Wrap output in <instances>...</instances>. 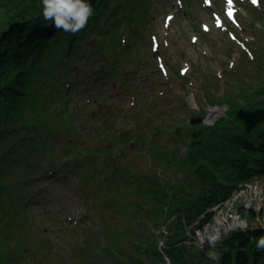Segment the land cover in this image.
I'll list each match as a JSON object with an SVG mask.
<instances>
[{
  "label": "trees",
  "instance_id": "trees-1",
  "mask_svg": "<svg viewBox=\"0 0 264 264\" xmlns=\"http://www.w3.org/2000/svg\"><path fill=\"white\" fill-rule=\"evenodd\" d=\"M89 2L94 9L92 26L71 37L64 33H44L42 0H0V237L6 241L11 220L7 212L11 206L27 208L32 203L40 206L48 195L41 191L52 185V181L63 185L67 197L77 194L84 202L83 182L92 181L96 175L94 170L88 173L83 168L84 163L73 160L81 148L86 149L84 139L88 140L91 152L99 151L91 150L93 145L88 132L93 127H87L83 115L87 99L97 102L98 107L106 105L109 114L105 118L106 126L94 143L97 144L101 136L111 139L114 145L123 143L116 125L121 101L105 97L109 88L125 102L128 95H134L142 114L134 119L135 124L147 129L172 126L174 134L187 140L186 154L139 144L136 148L152 155L153 161L161 158L164 163L161 169L172 176L189 170V162L197 178L195 187L188 189L176 182L155 180L152 183L150 165L147 171L118 166L120 172L127 175V183L125 177L121 178L123 184L126 183L125 188L131 187L134 195H138L140 202L136 204L138 212L133 222L142 223V227L138 226L133 234H129L130 224L122 229L116 240L117 253L123 257L122 264H164L154 232L174 216L181 227L173 229L172 236L165 241L164 251L172 264H185L182 257L188 251L180 245L184 225L226 197L239 180L264 175V84L220 98L213 94L212 101L205 96L206 106L220 102L227 105L223 115L212 124L202 121L204 107L195 112L184 100L180 102L186 103L183 110L189 121L176 119L166 110L160 111L159 103L143 99L149 94L146 86L154 83L153 71L142 63L135 64L148 75L142 80V86H137L133 81L137 70L123 62L132 48L126 40L131 28H136L131 7L139 5L138 0ZM117 8H121L125 20L117 19ZM141 76L143 73L137 78ZM194 145L199 147V157L194 155ZM49 171H54V175L47 180ZM13 179L18 180L17 183H13ZM132 181L139 186L132 188ZM129 199L120 197L123 202ZM81 231L83 237H67L71 241L64 243L72 260L114 264L100 245H94L104 237H89L87 229ZM69 232H77V229L71 228ZM261 232L258 229L236 231L225 237L216 249L222 253L219 264H264V251H258L256 244L253 246L250 241ZM40 244L44 249L50 247L48 240ZM196 256L198 260L194 264H203V257Z\"/></svg>",
  "mask_w": 264,
  "mask_h": 264
},
{
  "label": "rangeland",
  "instance_id": "rangeland-1",
  "mask_svg": "<svg viewBox=\"0 0 264 264\" xmlns=\"http://www.w3.org/2000/svg\"><path fill=\"white\" fill-rule=\"evenodd\" d=\"M160 2L161 0H152L149 7L151 8V13H154L152 18L154 20L157 18V21L155 23L156 28L162 30L163 32L169 33H173L176 30L177 32H183L187 35L184 27L185 23L181 22L180 20H177L175 22L174 26L176 28L170 26L169 29L165 30L161 23V17L163 15H161L158 6ZM186 2L190 14V23L194 24L195 19L192 12L194 10H197L195 0H186ZM197 12L199 13V11ZM238 14L241 16L246 15V12L243 10L242 6H239ZM209 15L210 13L208 12L206 18H208ZM259 22H261L262 25H259ZM263 25V21L256 19V26L254 28L259 33L258 38H260L262 42L264 40ZM214 30V28H211L210 31ZM239 38L247 44V41H252L253 35L252 33H250L246 37L242 36ZM180 45H182L183 49L187 53H190L192 55V61L186 62L188 65L191 66L190 69L187 71V77L189 78L188 80H191L192 85L189 86L187 82H183L173 75L164 76L163 82L160 85V89L156 90L157 96L154 98L160 104L169 101V99L165 100V98L168 97L169 92H178V94H180L179 96L184 94L185 100L193 109H199L201 105L205 107V115L202 121L206 124H212L218 117L223 115L227 105L225 103L220 102L218 105L215 106H206L205 99H202V95H205V91L207 93L206 97L208 98V100L212 101L213 94L218 97H221L224 95V93H238L244 88H253L264 84L261 83L264 82V46L260 44L258 45L256 42H253L252 46L248 47V52L246 53L247 59L250 62H248L243 57L242 50H237L240 49L237 46H235L234 52L229 57H225V55L221 54V51L223 50L221 44V47L219 46L215 48V50H212L210 52L207 51V53L203 57H201L193 54L191 45L187 43L183 34L180 38ZM170 52H174V47H171ZM223 68L229 71H226ZM247 77L248 79H245ZM165 89H167L169 92ZM183 89L185 90V93L181 92ZM202 89H204L205 91L202 92ZM95 109L96 108L94 107L92 111L93 114L95 113ZM123 111L127 115L130 114V111L128 109H125ZM99 123H102V120L96 118L91 121L90 124L96 125ZM128 163L133 165H139L137 161L132 159H130ZM163 164L164 163L161 158H158L155 161H150L149 165L151 168V172H149V179L152 181V183L155 180L159 182H175L174 180L177 177H174L169 174V172L162 170L161 167ZM188 168L189 170L183 172V179L178 183L179 185H183L186 188L191 189L195 187L197 183V178L193 172V167L189 162ZM177 180L178 179H176V181ZM261 180H264V178H262ZM17 181L18 180L16 179L12 180L13 183H17ZM52 183L53 182H51V184ZM60 189L61 187L59 185L52 184L44 188L41 193L47 192L48 194L57 195ZM241 193L245 194V200L247 199L248 195V201L251 203V205L260 206L261 212L264 213V195L260 193V187L258 185H256L255 191H252L251 194H247L245 192ZM254 194L256 197H254ZM253 198H255V200H253ZM59 199L63 200L62 197H59ZM59 199L57 198L54 201L47 203L46 205H37L27 209V213H33L35 215V223L33 225V228L31 225V220L26 217L21 218L17 215V217L14 218L13 221L10 220L12 222L11 236L7 237L6 241H2V237H0V248L3 252L2 258L0 259V264H12L13 260H15L14 264H44L49 259L54 260V251L47 250L46 252L45 250H41L39 246H41L40 241L48 240L49 245L51 247H48L47 249L56 248L55 244L52 246L53 242L50 237L67 236V234L64 236L61 234L63 231L62 227L67 225L66 222L63 221L58 223L57 221V219L60 217L58 209L61 206V201ZM245 200L240 199L237 203L246 202ZM144 207H148V205L144 204ZM51 218L54 219V222H51ZM260 218H262V216H260ZM45 227H49L51 231L43 234H38V231L44 229ZM58 227H60L59 230L53 231L54 228ZM29 240H31V243H29ZM33 248H35V252L37 255L35 259H31L28 256L29 250ZM207 251H214V249L208 248ZM57 264L81 263L76 259H64L62 261L57 262Z\"/></svg>",
  "mask_w": 264,
  "mask_h": 264
},
{
  "label": "clouds",
  "instance_id": "clouds-1",
  "mask_svg": "<svg viewBox=\"0 0 264 264\" xmlns=\"http://www.w3.org/2000/svg\"><path fill=\"white\" fill-rule=\"evenodd\" d=\"M42 5L45 21H51L55 29L73 35L86 27L94 12L89 0H42ZM222 239L223 234L220 228L212 226L198 235L195 247L200 251H204L205 245L214 249ZM256 247L258 251H264V236L257 240ZM206 255L217 264L222 259V253L216 251H208Z\"/></svg>",
  "mask_w": 264,
  "mask_h": 264
},
{
  "label": "bare ground",
  "instance_id": "bare-ground-1",
  "mask_svg": "<svg viewBox=\"0 0 264 264\" xmlns=\"http://www.w3.org/2000/svg\"><path fill=\"white\" fill-rule=\"evenodd\" d=\"M122 14H123V12H122L121 8H117V10H116V16H117V19H119V21H122V20H125V19H126ZM209 16H211V14H210ZM92 20H93V18L89 19V21H88L86 27L83 29V31H86V28L92 26ZM239 32L242 33L245 37L248 36V35L251 33L250 28L246 29V28H244V27L241 28ZM242 42H243V46H244V48H247V47H249V46H250V47L252 46V43H249V41H247V44H246V42H244V41H242ZM236 46H237V45H236ZM237 47H238V46H237ZM237 50L240 51L241 49H237ZM221 54H222V55H225V54L223 53V50L221 51ZM181 92H182V93H185V90L183 89ZM183 95H184V94H183ZM149 97H150V98H154V96H149ZM202 97H203V95H202ZM179 98H180V96H179L178 92H177V93L175 92V93H173V102L167 97V98H165V100H166V99H169V101H166V102L163 103V104H160V103H159L157 106L160 108V111L166 110V113H169L170 115L174 116L176 119H178V118H184V115L180 112V110H179L178 107L180 106V107H182V108L184 109V108L186 107V103H185V102H180L181 100H180ZM181 103H182V104H181ZM155 104H157V103H155ZM174 106H176L177 108L174 109ZM134 107H135V105L132 106V108H134ZM204 108H205V107H204ZM103 111H107V112H108V109H107V108H102V110H100V113H102ZM132 112L135 113L136 110L134 109V110H132ZM123 113H124V112L120 109V113H118V114H123ZM118 114H117V115H118ZM186 117H187V116H186ZM187 118H188V117H187ZM116 125H118V124L116 123ZM154 128H155V129H160L159 126H155ZM140 132H141L142 134H146V135H148V138H151V142H152V143H155V142H156L157 139L155 138V136H154L152 133H151V134H148V132H147L146 130H141ZM176 132H177V130H176ZM137 133H138V132H137ZM137 133H135V134H137ZM170 133H172L171 130H168V131L163 130L162 133L159 135V138H160V140L162 141V145H165L164 140H165L166 138H169V137H170ZM184 135H185V137L187 136L186 133H185ZM181 138H183V137L179 136V139H181ZM133 139H134V138H133ZM129 140H130V139H129ZM192 141H193V140H191L190 142L192 143ZM136 142H137V141H136ZM136 142L131 141L130 144H135ZM145 143H146V142L144 141L143 144H145ZM167 148L169 149V151L172 150L173 152L177 150L176 148H175V149H172L171 146H168ZM198 148H199V147H198L197 145H194V146H193L194 155H195L196 157H199V155H198V153H199ZM131 150H132L134 153H136V150H135L134 148H131ZM151 152H152L153 154H156V155L160 156V153L155 152V150H152ZM261 177L264 178V175L261 174ZM179 180H180V179H178L177 181H175L178 185H179L178 182H180ZM181 180H182V178H181ZM256 183H257V185L260 187V193H261L262 195H264V186H263V185H264V180L257 179V180H256ZM238 185L241 187V189H244V188H243V185H242L241 183H239ZM229 191H230V192H228V195H232L231 190H229ZM251 192H252V191H251ZM244 195H245L244 193L236 192V193L234 194L232 200L226 204L227 206H229L228 208L231 209V208L234 206V203H235L236 201L240 200V199L245 200V196H244ZM254 197H256L255 194H254ZM132 198H134L135 201H136V203L139 204L140 201H139L136 197L132 196ZM245 201H246V200H245ZM245 203H246V202H245ZM125 208H126V210H128V208H127L126 206H125ZM223 208H225V207H223ZM250 211H251V210L249 209V211H246V212H245V214H246L247 217H248V214H249L250 217L252 216V213H251ZM250 213H251V214H250ZM203 214H204V212H203L201 215H203ZM239 215H240V213H239ZM151 217L153 218V213H151ZM235 217H237V216H235ZM208 219H210V221H211V225L214 226V225H215V222L212 221V219H211L210 211H209V214H208V217H207V218H204V217H202V216H200V215H197V217H195V219L192 221L191 224H192V226H193V229L197 232L198 235H199V234H202V233L205 231V230L203 229V226H204V224L207 222ZM222 219H223V220H220V219L217 220L216 226L219 227V228H221L222 231H223V233H228V231H227V230H224L222 227H224V223H225V224H229V225L233 224V220H232L231 217H229V216H227V215L223 216ZM263 219H264V213H263ZM170 220L172 221V223H173L174 225H176L177 222H178V221H176V219H175L174 217H172ZM223 221H224V222H223ZM245 222H246V221L242 219L241 221L238 222V224H244ZM90 224L93 225V222H91ZM250 224L253 225V224H255V222H250ZM74 225H75V224H74ZM124 225H125V227H127V224H124ZM69 228H72V227H69ZM134 231H135V229L131 228L129 234H133ZM154 233H159V232L155 231ZM159 234H160V233H159ZM195 237H196V239H198V236H197V235H195ZM133 238H134L135 241H137V236H136L135 234L133 235ZM84 239H87V237L85 236ZM121 242H122L123 244H128V243H125L124 240H121ZM128 242H129V241H128ZM86 243H87V242H86ZM128 245H130V244H128ZM189 253H190V255H191V256H190V259L192 260V259H193V255L191 254V251H190ZM112 255H113V256H116L115 252H113ZM116 257L120 260L119 256H116ZM120 262H121V260H120ZM120 264H122V262H121Z\"/></svg>",
  "mask_w": 264,
  "mask_h": 264
},
{
  "label": "snow or ice",
  "instance_id": "snow-or-ice-1",
  "mask_svg": "<svg viewBox=\"0 0 264 264\" xmlns=\"http://www.w3.org/2000/svg\"><path fill=\"white\" fill-rule=\"evenodd\" d=\"M229 2H231V0H229ZM253 2H256V0H253Z\"/></svg>",
  "mask_w": 264,
  "mask_h": 264
}]
</instances>
